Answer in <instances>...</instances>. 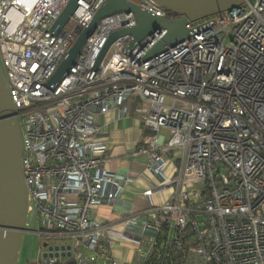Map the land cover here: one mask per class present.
I'll list each match as a JSON object with an SVG mask.
<instances>
[{"label": "built area", "instance_id": "obj_1", "mask_svg": "<svg viewBox=\"0 0 264 264\" xmlns=\"http://www.w3.org/2000/svg\"><path fill=\"white\" fill-rule=\"evenodd\" d=\"M130 1L179 17L157 0ZM68 2L0 0V55L22 129L28 213L39 212L40 231L58 233L40 247L38 264H120L110 247L128 239L127 264H264V0L189 22V38L150 59L166 30L131 49V36L118 38L96 66L107 36L136 25L132 13L109 15L49 87L105 0H79L55 34ZM134 111L146 129L134 154L146 158L153 186L143 192L148 207L125 221L131 235L114 239L92 215L130 179L107 170L99 118ZM168 187L172 193L155 202Z\"/></svg>", "mask_w": 264, "mask_h": 264}, {"label": "water", "instance_id": "obj_2", "mask_svg": "<svg viewBox=\"0 0 264 264\" xmlns=\"http://www.w3.org/2000/svg\"><path fill=\"white\" fill-rule=\"evenodd\" d=\"M79 0H69L51 30L58 34L78 8ZM176 19L157 17L130 0H105L90 21L78 32L66 57L47 82L49 87L59 83L75 64L76 57L96 25L103 18L120 13H132L136 25L112 32L107 36L96 59V66L104 59L114 41L131 36L129 48L142 42L156 31L166 30L162 40L145 55L150 59L174 47L191 36L189 22L228 11L248 0H157ZM16 110L0 68V264H15L26 231L28 191L22 169L23 138Z\"/></svg>", "mask_w": 264, "mask_h": 264}, {"label": "crops", "instance_id": "obj_3", "mask_svg": "<svg viewBox=\"0 0 264 264\" xmlns=\"http://www.w3.org/2000/svg\"><path fill=\"white\" fill-rule=\"evenodd\" d=\"M133 97V102H141L139 96ZM119 114L110 112L99 118L101 133L106 134L108 140L106 168L109 172L119 174L130 181L124 193L116 200L94 209L92 215L98 223L105 226L107 236L114 239L122 237L125 233L127 237L131 235L130 228L125 225V219L131 210H136L139 214L144 212L149 203L143 192L153 186L151 175L146 173V158L134 154L135 149L142 146V139L146 134L143 116L135 111L128 115ZM170 194L165 192L154 197V200L162 202ZM131 243L133 242L129 239L126 244L115 241L110 247V253L120 264H127L133 257Z\"/></svg>", "mask_w": 264, "mask_h": 264}, {"label": "rangeland", "instance_id": "obj_4", "mask_svg": "<svg viewBox=\"0 0 264 264\" xmlns=\"http://www.w3.org/2000/svg\"><path fill=\"white\" fill-rule=\"evenodd\" d=\"M256 1L257 0H252V3L255 4ZM0 68L7 84V75L3 67L1 55ZM174 168L175 165L171 164L169 176H171ZM171 192L172 188L168 187L166 189V193L170 194ZM40 228H43V221L39 212L34 209L27 214V224L25 228L26 231H24L22 234L18 257L15 264H18L19 260V264H34L37 259L39 260L40 247L52 246V243L57 238V230L54 228H49L48 231H45L46 228H44L42 231H40Z\"/></svg>", "mask_w": 264, "mask_h": 264}, {"label": "flooded vegetation", "instance_id": "obj_5", "mask_svg": "<svg viewBox=\"0 0 264 264\" xmlns=\"http://www.w3.org/2000/svg\"><path fill=\"white\" fill-rule=\"evenodd\" d=\"M35 109H38V108H35ZM146 166H147V165H146ZM146 173H147V172H146ZM128 183H129V182H128ZM128 183H127L126 185H128ZM126 185H125V187H124V190H122L121 192H119V196H120L122 193H124L125 188H126ZM119 196H118V197H119ZM137 215H138V211H136V210H131L130 213L128 214V216L126 217L125 221L130 222L134 217H137Z\"/></svg>", "mask_w": 264, "mask_h": 264}, {"label": "trees", "instance_id": "obj_6", "mask_svg": "<svg viewBox=\"0 0 264 264\" xmlns=\"http://www.w3.org/2000/svg\"><path fill=\"white\" fill-rule=\"evenodd\" d=\"M164 236H166V233H165ZM161 249H162V246L159 243H156L154 252H159ZM169 249H170V252H171V255H172V254L175 253L176 247L174 245H169ZM149 260L147 262H149Z\"/></svg>", "mask_w": 264, "mask_h": 264}, {"label": "clouds", "instance_id": "obj_7", "mask_svg": "<svg viewBox=\"0 0 264 264\" xmlns=\"http://www.w3.org/2000/svg\"><path fill=\"white\" fill-rule=\"evenodd\" d=\"M36 264H38V259H37V261H36Z\"/></svg>", "mask_w": 264, "mask_h": 264}]
</instances>
